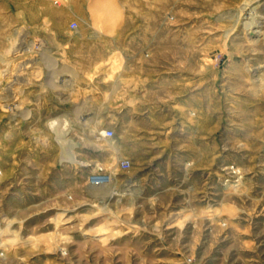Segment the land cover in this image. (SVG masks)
Masks as SVG:
<instances>
[{
  "label": "rangeland",
  "instance_id": "1",
  "mask_svg": "<svg viewBox=\"0 0 264 264\" xmlns=\"http://www.w3.org/2000/svg\"><path fill=\"white\" fill-rule=\"evenodd\" d=\"M259 5L0 0V264H264ZM133 56L162 59L165 90L141 144Z\"/></svg>",
  "mask_w": 264,
  "mask_h": 264
},
{
  "label": "crops",
  "instance_id": "2",
  "mask_svg": "<svg viewBox=\"0 0 264 264\" xmlns=\"http://www.w3.org/2000/svg\"><path fill=\"white\" fill-rule=\"evenodd\" d=\"M154 27L150 26H136L133 29L131 27L126 26H119L118 32H124V33H133V32H146L148 29H153ZM155 32L157 33V27L154 28ZM87 33L90 32V30L86 31ZM126 38V37H125ZM132 41L136 40L134 37L130 38ZM162 59L156 58V57H148V58H140V57H127L125 58L126 64H130L132 66H136V68H133L130 74L131 81L134 82V84L131 85V88L129 89V92H131L130 97L132 100H134L136 97H147L150 98L151 101L148 103L146 102L145 105L140 104H126L124 105L123 112L125 114L130 113L131 116L125 119V128H130V136L128 144H141L143 143V138L145 137L142 134L144 133V130L142 129L143 123L150 118L151 115L156 114L159 112V109L162 108L161 104V98L165 94V90L163 89V80H162V74L163 69L160 67L158 68V65H162L161 62ZM100 64L104 63V61L97 60L92 62ZM145 82V90H141V87L137 86V83L139 85V82ZM136 82V83H135ZM114 87H116L114 85ZM111 90H112V84L109 83V101H111ZM140 91V92H139ZM128 92V91H127ZM147 114V116H145ZM129 121V124H128ZM140 130V132L132 130ZM172 128H169L167 130V134L170 135L173 134ZM156 134V133H155ZM170 142L173 139L172 137H168ZM155 170V169H154ZM169 171V170H168ZM160 175H164L163 172H159ZM166 175L170 176L171 173H166ZM136 193V191H134Z\"/></svg>",
  "mask_w": 264,
  "mask_h": 264
},
{
  "label": "built area",
  "instance_id": "3",
  "mask_svg": "<svg viewBox=\"0 0 264 264\" xmlns=\"http://www.w3.org/2000/svg\"><path fill=\"white\" fill-rule=\"evenodd\" d=\"M71 27L73 30H76L78 28L76 23L72 24ZM102 135H103V137H105L107 139H111L114 137V131L108 129V130H105L102 133ZM119 166L122 170L127 171L131 168L132 164H131V161H129V160H122L119 163ZM110 181H111V174H109L107 172H103V171L96 172V173L92 174V176L90 177V183L94 186H103Z\"/></svg>",
  "mask_w": 264,
  "mask_h": 264
},
{
  "label": "bare ground",
  "instance_id": "4",
  "mask_svg": "<svg viewBox=\"0 0 264 264\" xmlns=\"http://www.w3.org/2000/svg\"><path fill=\"white\" fill-rule=\"evenodd\" d=\"M244 7V6H243ZM247 9H249V7H251L250 5H246L245 6ZM253 8V7H252ZM259 9H260V14H263V12H264V5L263 6H255L253 9H252V12H253V10H258L259 11ZM97 10V9H96ZM103 10V9H102ZM106 11H107V9H106ZM250 11V10H249ZM257 12V11H256ZM110 15V14H109ZM260 16V15H259ZM245 17V16H244ZM254 19V18H253ZM250 21V20H249ZM255 21V20H254ZM251 23H253V22H251ZM249 24V23H248ZM249 25H251V24H249ZM248 25V26H249ZM253 28H255V30L253 29V31H252V29H251V32L253 33V34H256V35H258V34H260V32H261V29L264 27V17L261 15L260 17H259V19H258V21H256L253 25ZM262 35V34H261ZM254 36V35H253ZM256 38V37H255ZM24 42V41H23ZM30 46V45H29ZM21 49V48H20ZM48 58V57H47ZM114 60V59H113ZM32 63V62H31ZM24 64H26V63H24ZM51 76H52V74H51ZM68 77V76H67ZM19 79V78H18ZM51 79V78H50ZM57 79V78H56ZM24 81V80H23ZM49 84V83H48ZM25 86V85H24ZM53 86V85H52ZM57 87H58V85H56ZM52 88H54V87H52ZM8 92H10V91H8ZM140 92V91H139ZM60 96L61 95H63L64 93H58ZM124 97V96H123ZM63 98V97H62ZM67 99V98H66ZM18 106V105H17ZM90 115V112L87 110L84 114H83V116L84 117H87V116H89ZM56 122H57V120L56 119H52L51 121H49V123H50V125L52 126V127H54L55 126V124H56ZM85 122V121H84ZM49 125V124H48ZM50 126V127H51ZM54 129H55V127H54ZM102 135V134H101ZM164 135V134H163ZM112 181H113V178H112V176H111V181L110 182H108V183H106L105 185H103V186H107V185H111L112 184ZM99 187H101V186H99ZM129 187H131V185H129Z\"/></svg>",
  "mask_w": 264,
  "mask_h": 264
}]
</instances>
